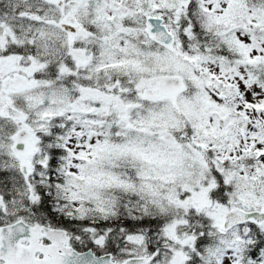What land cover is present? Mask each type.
<instances>
[{"label": "snow or ice", "instance_id": "obj_1", "mask_svg": "<svg viewBox=\"0 0 264 264\" xmlns=\"http://www.w3.org/2000/svg\"><path fill=\"white\" fill-rule=\"evenodd\" d=\"M0 264H264V0H0Z\"/></svg>", "mask_w": 264, "mask_h": 264}]
</instances>
